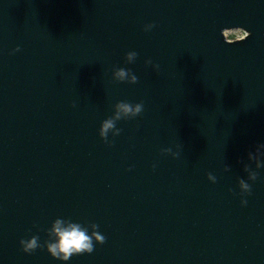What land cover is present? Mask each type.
Returning <instances> with one entry per match:
<instances>
[{
  "label": "water",
  "instance_id": "water-1",
  "mask_svg": "<svg viewBox=\"0 0 264 264\" xmlns=\"http://www.w3.org/2000/svg\"><path fill=\"white\" fill-rule=\"evenodd\" d=\"M119 101L144 108L109 146ZM259 145L264 0H0V264H62L19 244L57 219L105 236L64 264H264Z\"/></svg>",
  "mask_w": 264,
  "mask_h": 264
},
{
  "label": "clouds",
  "instance_id": "clouds-1",
  "mask_svg": "<svg viewBox=\"0 0 264 264\" xmlns=\"http://www.w3.org/2000/svg\"><path fill=\"white\" fill-rule=\"evenodd\" d=\"M155 25L147 24L144 26V31H150ZM248 33L243 34V38L240 42L248 38ZM17 47L14 51H19ZM137 53L135 51H129L125 55V62L128 64L133 63L137 58ZM146 65H152L153 69H158V65L152 64L150 59L145 61ZM113 79L117 82H126L129 84H135L137 82V76L132 72L131 69H125L123 67L116 68L112 73ZM75 107V104H73ZM143 102H129V101H119L115 104V112L112 117L104 119L99 127L98 135L99 137L109 146L112 145V140L109 139V135L115 138L120 135L121 129L118 128L117 122L120 120H130L137 117L143 111ZM264 149V145H259L256 152L249 153V160L255 162V168L260 169L264 167V162L260 160V150ZM162 153L169 154L173 158L179 155V152H173L171 148H165ZM155 164L153 168H155ZM131 170L130 168L128 169ZM245 172H247V180L243 178L238 179V188L240 205L245 207L248 204L247 199L244 197L251 195V182H255L258 179L259 172L254 171L247 166H245ZM207 179L215 183L216 177L209 173ZM231 191V189L229 190ZM49 234V239L47 241L40 242V237L38 235H32L28 239H21L19 244L21 249L25 253H32L38 248L46 249L48 254L55 260L68 262L71 257L80 254H90L94 250V242L96 244H103L105 242V236L98 231V225H93V231L90 233L88 229L81 227L77 223H69L67 221L57 219L50 228L47 229Z\"/></svg>",
  "mask_w": 264,
  "mask_h": 264
},
{
  "label": "rangeland",
  "instance_id": "rangeland-1",
  "mask_svg": "<svg viewBox=\"0 0 264 264\" xmlns=\"http://www.w3.org/2000/svg\"><path fill=\"white\" fill-rule=\"evenodd\" d=\"M245 32L244 31H238V30H235V31H228L225 33L226 37L228 40L230 41H234L236 40L238 37L240 36H243Z\"/></svg>",
  "mask_w": 264,
  "mask_h": 264
},
{
  "label": "built area",
  "instance_id": "built-area-1",
  "mask_svg": "<svg viewBox=\"0 0 264 264\" xmlns=\"http://www.w3.org/2000/svg\"><path fill=\"white\" fill-rule=\"evenodd\" d=\"M238 31H242V30H238ZM243 38V36H240V37H238L236 40H240V39H242Z\"/></svg>",
  "mask_w": 264,
  "mask_h": 264
}]
</instances>
